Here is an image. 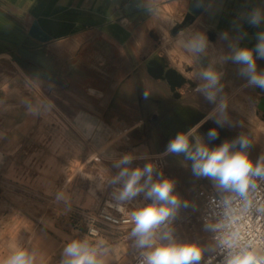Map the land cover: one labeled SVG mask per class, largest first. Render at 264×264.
I'll return each instance as SVG.
<instances>
[{
  "label": "crops",
  "instance_id": "0c3cea01",
  "mask_svg": "<svg viewBox=\"0 0 264 264\" xmlns=\"http://www.w3.org/2000/svg\"><path fill=\"white\" fill-rule=\"evenodd\" d=\"M191 1L0 0V260L23 247L35 264H60L69 239L90 236L85 211L104 204L120 154L163 170L173 157L163 155L168 141L205 118L210 102L194 91L202 69L223 74L220 91H245L240 66L223 58L230 44H255L247 36L258 29L238 17L261 0H209L183 24ZM234 20L247 31L244 40ZM34 22L51 38L31 36ZM197 32L209 45L193 56L183 42ZM151 61L184 82L172 87L153 76ZM129 227L98 223L99 237L90 239L106 241L103 264H132L139 250Z\"/></svg>",
  "mask_w": 264,
  "mask_h": 264
},
{
  "label": "clouds",
  "instance_id": "9594fccd",
  "mask_svg": "<svg viewBox=\"0 0 264 264\" xmlns=\"http://www.w3.org/2000/svg\"><path fill=\"white\" fill-rule=\"evenodd\" d=\"M248 26L258 29L256 42L252 46L236 43L229 45L230 51L224 61L239 65L238 75L246 80L245 87L264 91V67L258 61L264 60V0L239 15ZM233 26L241 29L239 40H244L247 31L236 20ZM227 30L220 38L227 40ZM209 45L207 34L195 33L183 42V50L193 56L203 54ZM222 73L214 67H206L197 73L204 83H196L194 91L210 103H215L220 91ZM144 92L143 98L149 99ZM222 113L227 103L218 105ZM215 111V109H214ZM206 119L211 120L209 114ZM226 121L213 120L219 127H211L204 134L200 125L179 131L167 143L163 155L182 156L190 161V170L196 179H207L215 193L214 219L206 220L204 231L220 234L219 248L223 255L222 264H264V250L257 248L252 240H244L238 230H234L239 220L245 216L264 218V154L253 160L250 156L251 142L243 135L225 139L218 145L212 142L220 139V129ZM145 161L142 165L136 161ZM106 184L111 188L109 206L124 215V224L129 225L128 238L139 250L140 264H201L206 251L214 247H204L197 241H180L176 236L175 224L181 210L197 211L195 204L184 198L176 189L177 181L164 174L154 160L137 156L132 152L114 158ZM63 193H57L56 200H64ZM134 202L135 206L129 208ZM90 236L72 238L65 243L60 264H103L99 257L103 254L106 241L99 238V232L89 228ZM243 240V242H241ZM35 253L18 247L0 264H35ZM210 264V261L208 262Z\"/></svg>",
  "mask_w": 264,
  "mask_h": 264
},
{
  "label": "rangeland",
  "instance_id": "374dc122",
  "mask_svg": "<svg viewBox=\"0 0 264 264\" xmlns=\"http://www.w3.org/2000/svg\"><path fill=\"white\" fill-rule=\"evenodd\" d=\"M215 93L216 101L208 104V108L205 110V118L202 123H199V132L204 134L211 127H219L213 124L215 119L226 121L224 127L220 129V139L213 141V146L218 145L225 139L231 140L243 135L252 144L250 156L253 160L257 159L259 153L264 154V110L259 107V95L250 88L248 89V87H246L245 91L240 92L218 91ZM222 100L227 103L225 113H222L218 108ZM209 114L212 115L211 120L206 119ZM168 159L169 162L163 169L164 174L174 178L177 181L176 190L197 207L195 212L189 209L183 210V214H180V218L175 224L177 239L180 241H197L206 248L214 247L212 233L204 231V224L200 220L204 196L209 189L213 190L210 182L207 179H196L193 177L190 170L191 162L184 161L182 156H173ZM110 192L111 188L105 198L108 203ZM135 203L128 207L135 206ZM108 210L117 217L124 216L114 208H108Z\"/></svg>",
  "mask_w": 264,
  "mask_h": 264
},
{
  "label": "built area",
  "instance_id": "2783aa9c",
  "mask_svg": "<svg viewBox=\"0 0 264 264\" xmlns=\"http://www.w3.org/2000/svg\"><path fill=\"white\" fill-rule=\"evenodd\" d=\"M215 197L213 190L209 189L205 196L203 202V209L200 214V220L204 224L206 220L211 221L214 217V205L211 201ZM112 208L109 206L107 200L104 201L97 210L95 211H85L86 214L90 216L91 227L95 228L98 231V223L100 221H107L111 223H119L124 221L125 217H117L108 210ZM234 230H238L241 237L244 240H252L254 245L264 250V218H258L256 216H245L242 220L237 222V225L234 226ZM218 233H212V238L214 240V251L205 252L204 257L201 261V264H222L223 255L219 248V240L214 239V237L219 236ZM243 242V240L241 241ZM140 254L139 252L134 256L132 264H140Z\"/></svg>",
  "mask_w": 264,
  "mask_h": 264
},
{
  "label": "water",
  "instance_id": "95a60500",
  "mask_svg": "<svg viewBox=\"0 0 264 264\" xmlns=\"http://www.w3.org/2000/svg\"><path fill=\"white\" fill-rule=\"evenodd\" d=\"M209 0H192L186 14L183 24L193 20L204 8ZM29 34L40 41H47L51 37L42 30L37 22H34L29 30ZM247 38H255V35H249ZM150 73L155 77H164L172 87L180 86L184 82V77L174 68L164 69L161 63L151 61L148 64ZM259 107L264 110V97L259 102Z\"/></svg>",
  "mask_w": 264,
  "mask_h": 264
},
{
  "label": "bare ground",
  "instance_id": "6f19581e",
  "mask_svg": "<svg viewBox=\"0 0 264 264\" xmlns=\"http://www.w3.org/2000/svg\"><path fill=\"white\" fill-rule=\"evenodd\" d=\"M264 133V132H263ZM181 214H183V210H181Z\"/></svg>",
  "mask_w": 264,
  "mask_h": 264
}]
</instances>
